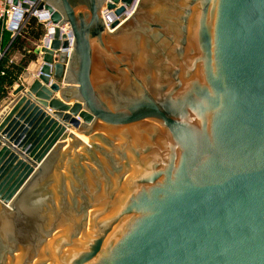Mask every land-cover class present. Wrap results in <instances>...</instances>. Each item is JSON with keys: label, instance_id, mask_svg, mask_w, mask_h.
<instances>
[{"label": "water", "instance_id": "obj_1", "mask_svg": "<svg viewBox=\"0 0 264 264\" xmlns=\"http://www.w3.org/2000/svg\"><path fill=\"white\" fill-rule=\"evenodd\" d=\"M103 2L38 3L73 41L0 112V264H264V0Z\"/></svg>", "mask_w": 264, "mask_h": 264}, {"label": "built area", "instance_id": "obj_2", "mask_svg": "<svg viewBox=\"0 0 264 264\" xmlns=\"http://www.w3.org/2000/svg\"><path fill=\"white\" fill-rule=\"evenodd\" d=\"M139 0H131L128 6L122 4L120 1L114 3L111 0H104V8L100 11V19L104 25V28L108 32H113L123 22H125L135 11ZM25 3H28L25 1ZM29 8L25 9L18 3L16 6L13 5V0H0V59L4 56L5 50L1 48L2 34L3 31H7L12 38L16 37L24 29L27 21L30 18H34L37 23L43 27V35L40 42L36 45L38 48H48L53 36L55 28H58L60 35H66V41L69 43V47L64 51L69 55L71 51L73 37L68 24H63L58 27V24H53L51 21L52 14L42 8L38 9L37 4L28 3ZM108 5H113V8H108ZM123 8V12L120 15H116V11ZM114 23H117L115 27H112Z\"/></svg>", "mask_w": 264, "mask_h": 264}, {"label": "trees", "instance_id": "obj_3", "mask_svg": "<svg viewBox=\"0 0 264 264\" xmlns=\"http://www.w3.org/2000/svg\"><path fill=\"white\" fill-rule=\"evenodd\" d=\"M43 34L42 25L36 22L34 18H30L24 29L21 31L19 35L12 38L11 35L7 31H3V36H9V39L6 43H9V47L4 53V56L0 59V99L5 94V86H10L14 80L16 79V73L20 72L25 66L21 63H28L31 60L35 59V55L33 54V50L35 48L34 45H30L29 42H37ZM6 44L3 45L1 42V46L5 47ZM19 54L21 56L17 65L9 66L7 62L10 57L14 56V54ZM8 65V66H7Z\"/></svg>", "mask_w": 264, "mask_h": 264}, {"label": "crops", "instance_id": "obj_4", "mask_svg": "<svg viewBox=\"0 0 264 264\" xmlns=\"http://www.w3.org/2000/svg\"><path fill=\"white\" fill-rule=\"evenodd\" d=\"M40 3V0L39 2ZM37 22V21H36ZM41 25V24H40ZM43 28V27H42ZM44 32V30H43ZM43 35V34H42ZM42 38V36L40 37V39ZM40 39L37 41V42H29L30 45H34L36 47V45L40 42ZM9 43H6L5 47H2L1 48L3 50H6L8 49L9 47ZM35 49V48H34ZM34 51V50H33ZM34 54V53H33ZM35 55V54H34ZM17 57H20L21 56L17 53ZM41 56H36L35 55V59L34 60H31L27 63V66L24 67L20 72H18V74L16 73V79L14 80V82L10 85V86H5L4 89H5V94L4 96L0 99V112L12 101L13 99V91L20 85L22 84H28L30 83L32 80H34L36 78V75H37V72H38V68L39 66L41 65ZM19 61H14V59L12 57H10L9 61L7 62V64L9 66L11 65H17ZM7 65V66H8ZM54 98H57L60 100L59 98V94L58 93H55L53 95ZM70 105V104H69ZM69 133H75L73 131H70ZM74 135V138L77 139L79 142H81L82 144H84L85 146H87L88 148H90V145L89 144H85L84 142H82L80 139H78L75 134ZM77 135V134H76ZM65 139L66 137H63L62 138V144L65 143Z\"/></svg>", "mask_w": 264, "mask_h": 264}, {"label": "rangeland", "instance_id": "obj_5", "mask_svg": "<svg viewBox=\"0 0 264 264\" xmlns=\"http://www.w3.org/2000/svg\"><path fill=\"white\" fill-rule=\"evenodd\" d=\"M8 39H9V36H7V35L5 37L3 36V40H2L3 45L6 44ZM12 58L14 59V61H19L20 60V57H17V54H14V56H12ZM18 63H20V62H18ZM21 64H24V66L26 64V66H27V63H21Z\"/></svg>", "mask_w": 264, "mask_h": 264}, {"label": "bare ground", "instance_id": "obj_6", "mask_svg": "<svg viewBox=\"0 0 264 264\" xmlns=\"http://www.w3.org/2000/svg\"><path fill=\"white\" fill-rule=\"evenodd\" d=\"M73 134H75V136L78 138V139H80L82 142H84L85 144H88L86 141H84L80 136H78V135H76V133H73Z\"/></svg>", "mask_w": 264, "mask_h": 264}]
</instances>
